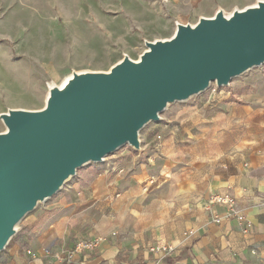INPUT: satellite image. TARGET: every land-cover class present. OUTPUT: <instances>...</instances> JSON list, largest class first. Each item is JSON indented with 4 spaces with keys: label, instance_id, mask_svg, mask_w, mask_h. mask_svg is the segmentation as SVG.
Segmentation results:
<instances>
[{
    "label": "crops",
    "instance_id": "obj_1",
    "mask_svg": "<svg viewBox=\"0 0 264 264\" xmlns=\"http://www.w3.org/2000/svg\"><path fill=\"white\" fill-rule=\"evenodd\" d=\"M167 1L177 23L192 26L218 11L228 18L251 7L247 0ZM212 107H200L203 118ZM232 116L223 111L212 119L213 144L175 140L173 153L157 151L146 161L117 150L84 165L45 200L9 253L26 243L39 257L35 264H60L46 254L101 239L82 251L79 264H264V129L228 130L224 117ZM213 195L233 200L238 215L223 204L208 207Z\"/></svg>",
    "mask_w": 264,
    "mask_h": 264
},
{
    "label": "water",
    "instance_id": "obj_2",
    "mask_svg": "<svg viewBox=\"0 0 264 264\" xmlns=\"http://www.w3.org/2000/svg\"><path fill=\"white\" fill-rule=\"evenodd\" d=\"M138 61L108 72L73 74L50 90L39 111L1 114L0 253L15 226L89 163L123 146L139 149V131L168 104L264 64V1L225 17L177 24L166 40L146 42Z\"/></svg>",
    "mask_w": 264,
    "mask_h": 264
},
{
    "label": "rangeland",
    "instance_id": "obj_3",
    "mask_svg": "<svg viewBox=\"0 0 264 264\" xmlns=\"http://www.w3.org/2000/svg\"><path fill=\"white\" fill-rule=\"evenodd\" d=\"M247 1L253 7L264 0ZM177 24L163 0H0V115L43 109L50 88L60 87L73 74L108 72L124 58L138 61L146 42L169 39ZM263 74L264 64L232 78L227 86L211 83L200 94L168 104L159 121L139 131L138 150L126 145L118 153L146 161L157 151L173 153L175 140L213 144L207 133L213 135L212 119L223 111L233 114L227 122L224 117L228 130L257 125L262 131ZM207 102L215 111L205 119L199 109ZM4 131L0 119V133ZM208 149L212 152L214 146ZM45 207V201L39 202L28 212L15 235L22 236L27 223ZM30 252L11 255L7 248L0 253V264H35Z\"/></svg>",
    "mask_w": 264,
    "mask_h": 264
},
{
    "label": "built area",
    "instance_id": "obj_4",
    "mask_svg": "<svg viewBox=\"0 0 264 264\" xmlns=\"http://www.w3.org/2000/svg\"><path fill=\"white\" fill-rule=\"evenodd\" d=\"M167 0H163V3H167ZM215 204H223L227 206V210L230 214L238 215V210H237V205L236 203L228 198H221L218 197L217 195H213L208 203L207 206L210 207ZM240 218V216H239ZM221 218H216L215 221L219 222L221 221ZM101 239H97L94 242H87V241H80L78 242L75 247L72 250L69 251H55L52 254L47 253L46 256H51L54 261L60 264H79L77 262V258L81 255L82 251L84 249L91 248L95 246ZM29 255L31 256L32 260H38L39 257L33 252H30Z\"/></svg>",
    "mask_w": 264,
    "mask_h": 264
},
{
    "label": "trees",
    "instance_id": "obj_5",
    "mask_svg": "<svg viewBox=\"0 0 264 264\" xmlns=\"http://www.w3.org/2000/svg\"><path fill=\"white\" fill-rule=\"evenodd\" d=\"M215 111V108L214 107H212V112L211 113H213ZM210 113V112H209ZM48 217H50V215H47V216H44L42 219H41V221H40V223H39V225L40 224H42ZM16 238V240H14ZM21 238V236L19 235V234H16L15 236H13L12 238H11V240L9 241V243H8V245L5 247V249L4 250H6L10 245H13L18 239H20ZM15 241V242H14ZM25 250H29V247H28V245L25 243V244H23L22 246H21V251H25Z\"/></svg>",
    "mask_w": 264,
    "mask_h": 264
},
{
    "label": "bare ground",
    "instance_id": "obj_6",
    "mask_svg": "<svg viewBox=\"0 0 264 264\" xmlns=\"http://www.w3.org/2000/svg\"><path fill=\"white\" fill-rule=\"evenodd\" d=\"M72 76H73V75H72ZM72 76L69 77L68 79H66L65 82H64L60 87H58V88H62V87H64V86L68 83V81L72 78ZM52 88H54V86L51 87L50 89H52ZM68 179H70V177H69ZM68 179H67V180H68ZM15 228H16V226H15Z\"/></svg>",
    "mask_w": 264,
    "mask_h": 264
}]
</instances>
